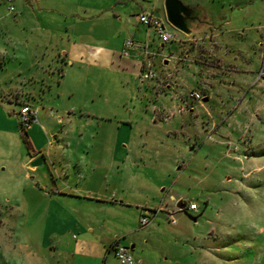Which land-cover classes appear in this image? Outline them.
<instances>
[{
    "label": "rangeland",
    "instance_id": "1",
    "mask_svg": "<svg viewBox=\"0 0 264 264\" xmlns=\"http://www.w3.org/2000/svg\"><path fill=\"white\" fill-rule=\"evenodd\" d=\"M251 1L254 4L248 8L250 13L243 18V37L237 39L244 48L249 46L250 36L261 39L258 32L249 33L246 28L264 24V1ZM30 3L31 0H12L15 10L10 12L8 3L0 0V62L3 56L7 57L0 63V264H29L34 260L29 256L33 253L30 250L40 254V257L34 255L35 264H73L71 257L64 254L52 258L48 248L46 252L38 250V241L45 226L36 217L44 212L45 207L40 202L34 201L33 205L29 202L31 193L17 177L21 172V162L32 155V149L25 140L27 134L18 126V99L47 113L70 108L74 103L84 106L93 112V115L79 112L76 115L82 119L76 135L85 138V142L98 132L102 137L117 131L119 140L130 135L135 151L126 162L114 161L111 164L106 161L105 164L99 149H91L86 143L80 145L82 168L92 176L89 175V185L84 183L86 188L78 192L79 199L84 201V206L79 207L83 216L79 213L78 218L82 223L92 225L95 233L101 236L107 233L108 238L114 234L121 237L129 227L137 231L125 241L128 248L132 243L136 246L134 251H129L136 264L140 257L145 264H264V170L246 175L252 163L254 166L264 164V93L255 88L241 92L235 85V79L228 78L226 89H213L212 101L206 102L213 113L216 122L213 129L217 134L211 132L208 139L209 134L200 136L199 130L194 133V127L197 128L201 121L206 122L205 113L200 111L196 118L186 123L183 121V127L193 133L190 145L193 150L179 158L159 156L156 145H139L144 139L152 143L154 139L167 136L166 130L149 125L152 108H159L161 99L172 100L167 98L170 95L186 103H194L188 95L197 86H176L171 92L157 87L162 70L161 58L155 57L152 71L157 79L153 81L143 82L131 75L134 73L132 68L122 76L97 72L85 80V90L78 97L58 96L57 91L44 93L41 85H36L34 95L22 94L15 99L11 95L14 86L27 87L28 77L43 75L37 66L32 67L31 56L37 44L45 43V37L35 28L38 25L48 27V15L39 12L35 5L33 12ZM163 22L172 40L177 35L184 37L166 21ZM96 31L106 38L115 33L101 31L100 26ZM60 34L65 38L71 36V32L65 30ZM153 41L152 52L157 51L161 44L165 45L162 49L165 55L175 51L176 42L163 43L158 35L153 37ZM35 50L40 56L41 49ZM46 52L48 54V50ZM128 55L132 56L129 51ZM139 65L142 66V59ZM174 68L171 61L167 73L174 76ZM41 82L39 79L38 83ZM136 107L138 112L131 116L130 112ZM181 107L186 109L185 104ZM241 110L249 113L240 115ZM224 118L226 120L222 122ZM128 120L133 123L130 134L122 123ZM88 121L93 123L88 126ZM98 122L100 130L96 129ZM36 126L42 134L33 137L38 146L43 145L42 152L50 165L54 158H48V152L55 156L57 145L63 142L68 146L65 139L70 130L56 120L55 123L38 122ZM118 126L122 128L117 130ZM176 137L186 139L185 131H178ZM55 166L59 168L57 163ZM38 168L47 173V166ZM44 180L39 186L49 183L52 178L47 175ZM171 197L175 199L171 201ZM18 198L26 199L20 208L13 205ZM179 201L186 206L193 203L197 209L179 210ZM159 208L166 212L158 211ZM168 212H173L174 223L168 219ZM147 215L149 224L141 228L139 219ZM55 226L53 234L59 235L57 231L65 229L64 225ZM139 227L141 231H138ZM72 235L68 232L61 237L62 241H56L60 243L58 251L64 252L63 244ZM100 252L103 251L98 247L90 254L89 251L79 254L74 264H103ZM107 264L119 263L109 256Z\"/></svg>",
    "mask_w": 264,
    "mask_h": 264
},
{
    "label": "crops",
    "instance_id": "2",
    "mask_svg": "<svg viewBox=\"0 0 264 264\" xmlns=\"http://www.w3.org/2000/svg\"><path fill=\"white\" fill-rule=\"evenodd\" d=\"M31 1L33 12H35L33 8L35 5L39 12L48 15L46 17L48 27L38 25L35 28L45 37L43 45L37 44L35 46V49H41L40 56L37 55L35 49L33 56H31L32 67L37 66L39 73L43 75L37 74L28 77L27 87L17 84L13 90L11 89V95L15 96V99H18L22 94L34 95V91H37L34 86L41 85L44 93L47 91L50 94L57 91L58 96L78 97L79 94L83 93V89L85 90V80L91 77L93 73L111 75L118 73L122 76L125 71L132 68L134 73L131 75L133 74L140 79L144 71L150 68L152 70L153 58H161L162 74L156 82L157 87L171 92L176 86L192 87L195 84L197 88H192L190 92L200 93L203 99L201 101L192 100L194 103H186V101H181L179 98L170 95L167 98L172 100L161 99V106L152 108L149 125L160 130H166L164 133L167 136L154 139L152 143L144 139L139 145H156L159 156L167 155L168 157L179 158L180 155L193 150L190 146L194 139L193 133L183 127V121L186 123L187 120L196 118L200 111L205 113L206 122L201 121L198 125L199 129L194 127V133L199 130L200 136L203 134L207 136L211 132H215L213 128L216 126V122H214L213 113L206 102L212 101L211 96L213 94L211 92L213 89L220 91L226 89L228 78L235 79V85L241 92L245 91L246 93L255 88L264 93V24L250 25L246 28L249 33L258 32L261 39L250 36L251 41L247 48L237 42L238 38L243 37V22H245L243 18L246 13H250L248 8L254 4L251 0H182L189 7L200 11V20L192 28L189 35L181 33L184 37L177 35L173 38L172 41L176 42L175 51L167 55L162 50L165 47L163 44L157 51H151L154 43L153 37L157 35L153 29L140 25L136 19L138 14L146 12L166 21L164 0ZM99 26L101 31L115 33L107 38L100 36L96 33ZM64 30L70 31L71 36L65 38L60 34ZM203 34L206 35L200 36ZM127 40L134 43V47L128 50L132 54L130 57L128 51L127 56H124V43ZM46 50H48V54ZM140 59H142V66L139 65ZM6 60L7 57L3 56L0 63ZM171 61L175 64L174 76L167 73ZM39 79L42 80L41 83H38ZM186 99L188 98L186 97ZM16 103L19 104V110L25 105L31 108L26 101L18 99ZM182 104H185L186 109L181 107ZM33 110L36 111V123L26 130L32 155L21 162V172L17 177L22 179L26 191L31 193H29V202L31 204L34 201L35 203L40 202L45 207L44 212L36 217L38 222H43V227L45 226L46 230L38 241L39 252H46L48 248L52 258L54 255L64 254L71 257L74 264L79 254L84 255L83 253L87 251L90 254L92 250L99 247L103 251L100 252L103 255V264H107L109 256L117 260L113 252L115 245H121L129 251H134L136 247L134 243L128 248L125 242L128 237L131 238L134 233H137L131 227L124 234H121V237L114 234L108 238L107 233H104L103 236L95 233V228L92 225L87 222L84 224L78 218L79 213L81 217L83 216L79 207L84 206L82 203L84 201L79 199L81 197H79L78 192L86 188L84 183L89 185V175L92 176V174H88L89 171L82 168L83 159L79 155L80 145L86 143L90 145L89 148L91 149H99L103 154L105 164L106 161H110L111 164L114 161L126 162L135 151V147L131 146L130 135L119 140L116 136L117 131L113 132V135L102 137L98 136V132L97 135L90 137L88 142H85V138L76 135L77 127H80L82 122V119L77 118L76 115L78 112L93 115V112L86 110L84 106H78L74 103L70 108L61 111L59 109L54 110L55 113H47L37 108ZM138 110L139 108L136 107L134 111L130 112V115L136 114ZM243 112L249 113L247 110H241L239 114L242 115ZM43 120L48 123H55L56 120L57 123L64 124V127L70 130L65 139L68 146H64L63 142L57 145L55 156H50L48 152V158H54L51 166L42 152L43 145L38 146L35 137H33L35 134H42L41 129L36 124L44 122ZM225 120L226 118L222 122ZM89 123L93 122L88 121V126ZM122 123L126 127L125 130L130 134V130L133 128L132 121L128 120ZM100 128L101 125L98 122L96 129L100 130ZM121 128V126L116 127L117 130ZM182 130L186 133V139L176 137L178 131ZM226 132L225 130L224 133L226 134ZM86 151L90 152V150ZM38 157H43L44 163L48 167L47 173L38 167L28 169L30 163ZM135 159L143 160V158ZM55 163L59 165V168L55 166ZM74 166L75 168H73ZM250 166L251 170L246 175L250 172L260 173L264 170V164L254 166L252 163ZM46 175H49L52 180L47 183L46 189L48 190L43 192L44 187L39 185L43 183ZM174 199L173 197L170 198L171 201ZM25 200L20 198L14 200V207L24 206ZM158 211L165 210L159 208ZM55 225H64L65 229L58 230L59 235L53 234ZM100 229L104 231V228L101 227ZM140 229L139 227L138 231H141ZM68 232L73 233V235L69 240L67 239V243L63 244L62 242L64 252H60L58 251L60 243L57 244L56 241L59 239L62 241L63 238L61 239V237H64ZM30 251L35 254H29L34 259L30 260L29 264H35L36 257H40V254L36 250ZM135 256L139 257L137 254ZM138 259L137 264H145L141 257Z\"/></svg>",
    "mask_w": 264,
    "mask_h": 264
},
{
    "label": "built area",
    "instance_id": "3",
    "mask_svg": "<svg viewBox=\"0 0 264 264\" xmlns=\"http://www.w3.org/2000/svg\"><path fill=\"white\" fill-rule=\"evenodd\" d=\"M8 3V10L13 12L15 10L14 6L11 4L12 0H5ZM137 22L147 28L153 29L163 43H168L172 40V36L167 32L165 23L159 18L155 17L151 13H140L136 16ZM134 47V43L131 40H127L124 43V56H127V50H130ZM141 81H153L157 77L155 73L150 69L144 71L140 77ZM188 98L195 101H201L203 96L198 92H190ZM19 125L22 129L27 130L32 124L36 123V111L31 109L29 106H22L17 114ZM208 139L211 138L210 135L207 136ZM186 210L195 211L197 209L196 205L191 203L189 206L185 205ZM168 219L174 223L173 212L167 213ZM140 227H146L149 224L147 216H143L139 221ZM114 256L119 262V264H135L133 257L130 255L129 250L121 245L114 246Z\"/></svg>",
    "mask_w": 264,
    "mask_h": 264
},
{
    "label": "water",
    "instance_id": "4",
    "mask_svg": "<svg viewBox=\"0 0 264 264\" xmlns=\"http://www.w3.org/2000/svg\"><path fill=\"white\" fill-rule=\"evenodd\" d=\"M164 11L166 22L182 34L189 35L192 28L199 22L200 11L196 8H191L182 0H164ZM46 164L43 157H38L32 161L28 167L31 170L33 167L37 168ZM47 176V175H46ZM46 179V177H45ZM45 180L43 179V183ZM47 183L44 184V189L47 188ZM179 210L185 208V204L179 201L177 204Z\"/></svg>",
    "mask_w": 264,
    "mask_h": 264
},
{
    "label": "trees",
    "instance_id": "5",
    "mask_svg": "<svg viewBox=\"0 0 264 264\" xmlns=\"http://www.w3.org/2000/svg\"><path fill=\"white\" fill-rule=\"evenodd\" d=\"M18 126H19L20 130H22V131L24 132V134L26 135V130L22 129V128L20 127V125H18ZM25 140H26L27 144L30 146V142L28 141L27 137H26ZM182 203H183V202H182ZM183 210H185V208H184Z\"/></svg>",
    "mask_w": 264,
    "mask_h": 264
}]
</instances>
